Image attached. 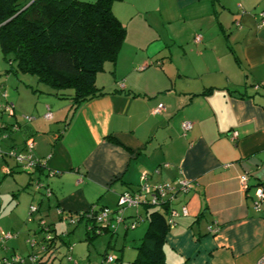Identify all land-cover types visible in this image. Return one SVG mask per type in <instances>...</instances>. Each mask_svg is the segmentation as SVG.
<instances>
[{
	"label": "crops",
	"instance_id": "1",
	"mask_svg": "<svg viewBox=\"0 0 264 264\" xmlns=\"http://www.w3.org/2000/svg\"><path fill=\"white\" fill-rule=\"evenodd\" d=\"M111 9L126 33L116 60L105 61L96 74L101 94L73 104V92H56L35 75L9 72L1 81L6 98L0 90V104L6 99L15 113L0 116L9 129L1 150L21 148L31 138L44 168L8 174L4 168L15 163L0 156V239L15 234L0 257L27 259L38 252L39 260L26 264H63L61 241L49 253L40 251L38 222L44 220L57 233L67 232L73 264H105L102 255L114 254L108 250L119 231L115 260L124 253L133 260L135 244L123 247L142 238L146 214L157 207L127 210L114 242L101 240L97 255L93 240L75 236L81 222L70 227L60 214L114 208L146 171L149 183L192 182L171 201L179 214L165 236L169 264H264V201L254 203L264 180V26H258L264 0H119ZM159 103L164 108L155 112ZM184 121L191 123L185 133ZM14 122L19 129L10 130ZM37 180L48 185L49 196L30 186ZM34 202L37 211L29 215ZM183 206L187 214L180 213ZM29 238L37 241L33 248Z\"/></svg>",
	"mask_w": 264,
	"mask_h": 264
},
{
	"label": "trees",
	"instance_id": "2",
	"mask_svg": "<svg viewBox=\"0 0 264 264\" xmlns=\"http://www.w3.org/2000/svg\"><path fill=\"white\" fill-rule=\"evenodd\" d=\"M114 1L119 0H33L32 2L31 0H0V52L8 65L3 74L14 72L35 75L39 81L48 84L56 92L62 88H71L73 104L101 94L102 91L95 85L96 74L102 70L105 61L116 60L126 33L125 27L112 12L111 5ZM0 90L1 95L6 92L1 81ZM5 102L8 101L5 99L3 103ZM3 103L0 104V109ZM5 115L1 109L0 116ZM14 124L17 123H12L10 130ZM0 128L1 144L2 139L8 135L9 129L3 121L0 122ZM24 145L21 148L11 146L10 149L22 150ZM10 149L0 156L5 159L11 158L6 155ZM13 161L15 166L6 165L8 174L14 172L16 167L21 168L14 159ZM43 168L44 165L39 162L33 172ZM45 186L48 187L47 184ZM139 186L140 181L135 190L127 192L135 193L139 191ZM145 195L148 197V194ZM143 204L147 208L159 207V209L147 212V227L139 243L134 245L136 255L131 264H169L164 254L165 236L169 230L168 205L141 203L139 206ZM103 207L108 206H91L86 212L75 214L77 219L73 224L64 219L62 213L59 214L60 218L66 220L70 226L83 222L87 242H91L98 235L108 233L109 242L112 243L117 227L112 228L111 224L116 217L117 202L114 208L108 207L112 211L108 218L109 225L96 222V216ZM137 207L127 208L124 211L123 222L126 211L136 209L137 212ZM133 216L138 219V214ZM131 224L134 225L135 222ZM38 226L39 231L43 232L44 228L40 227L39 223ZM46 227L51 233V238L42 237L40 251L46 254L55 250L58 247L56 242L59 240L66 245L67 260L72 261L68 259L71 243L64 239L67 232L57 233L49 223H46ZM111 243H109L110 247H112ZM36 254L38 258V252ZM107 255L109 254L103 253L102 261L105 262ZM105 264L110 263L105 262Z\"/></svg>",
	"mask_w": 264,
	"mask_h": 264
},
{
	"label": "built area",
	"instance_id": "3",
	"mask_svg": "<svg viewBox=\"0 0 264 264\" xmlns=\"http://www.w3.org/2000/svg\"><path fill=\"white\" fill-rule=\"evenodd\" d=\"M236 24H239L236 22ZM258 26H264V11H261L259 13V21ZM201 35L196 34L193 38V41L195 43H199L201 41ZM3 97H6V92L2 93ZM164 108L162 103H159L157 107L154 109L155 112H161ZM2 112L6 114L7 116H13L14 115V107L13 104L10 102H5L2 104ZM0 109V110H1ZM44 117L47 119H50L52 117V113L49 110L48 106L46 107V112L44 113ZM26 119H30L29 116L25 117ZM191 128V123L188 121H184L182 123V132L185 133ZM12 130H17L18 125L14 124L11 127ZM236 135V132L233 133V136ZM5 134H3V137ZM33 149H34V141L31 138H28L25 141L24 148L22 150H16V149H10L8 152H6V155L12 157L18 165L23 170H26L28 172H33L35 170V167L41 162L44 165V161H40L38 158H36L33 155ZM4 154L3 151L0 148V155ZM6 172H8V168H4ZM148 174L146 171H143L140 174V186L139 191L135 193L130 192H123L119 194L118 201H117V211H116V217L114 220V223L111 224V227L116 228L119 223L123 222V213L127 208H136L141 203H149L152 205H159V204H167L168 205V224L169 226H172L174 224L173 218L174 216H177L179 214L178 211H176L172 205L171 201L175 197V195L179 192L186 193L192 188V182L186 180V179H179L175 183H169V182H158V183H149L147 181ZM247 174H242L240 176V182L242 184H245L247 181ZM35 186L37 189H44L43 194L49 196L50 195V189L49 187L45 186V184L41 183L39 180L35 182ZM148 194V197L145 195ZM255 205L259 206L262 201H264V180L260 181L258 185L255 188ZM146 196V197H145ZM37 211V207L34 205L29 206V215ZM181 214H187V208L183 206L181 208ZM63 218L68 220L69 223L73 224L75 223L77 219V215L67 212H62ZM112 214V211L108 207H103L100 209L96 216V222L102 225H109L108 218ZM40 227L43 229V237L45 239L51 238V233L48 229H46V223L44 220H39ZM133 225V224H132ZM210 232L216 231V229L208 228ZM15 234L11 232H6L3 234V236L0 239V248H5V242L7 239L13 237ZM29 246L33 248L37 241L34 238H29L27 240ZM68 259H71V256H68ZM37 260V254H31L28 256L27 259H24L22 256L18 254L12 255L9 259L7 257H0V264H26V261H29L30 263L35 262ZM115 260V256L112 254L107 255L105 262L111 263Z\"/></svg>",
	"mask_w": 264,
	"mask_h": 264
},
{
	"label": "rangeland",
	"instance_id": "4",
	"mask_svg": "<svg viewBox=\"0 0 264 264\" xmlns=\"http://www.w3.org/2000/svg\"><path fill=\"white\" fill-rule=\"evenodd\" d=\"M8 67V65H7V63L2 59V53L0 52V81H2V80H5V79H7L6 78V76L3 74V72H4V70L6 69ZM14 77L11 75V79H13ZM70 90V91H69ZM67 93V92H73L72 91V89L71 88H62V89H60V93ZM6 119H8L9 117L7 116V115H5L4 116ZM7 157V156H6ZM7 158H9V157H7ZM9 160V159H8ZM10 161H13V158L11 157L10 158ZM4 166H5V164H4ZM3 166V167H4ZM3 167H1V165H0V178L2 177V175H3ZM16 171H21L22 173L23 172H25L26 174H28L29 175V173H28V171H26V170H23V169H21V168H18V167H16ZM30 186H32L33 188H36V186H35V184H34V182H32L31 181V183H30ZM1 194V193H0ZM8 196H9V193L7 194ZM1 196V195H0ZM8 196H7V198H6V200L5 201H7V199H8ZM38 197H39V195H38ZM6 203V202H5ZM5 205V204H4ZM30 205H34V206H36L37 207V205H36V202H34V203H31ZM5 207H6V205H5ZM27 213H29V209H28V212ZM70 227H72V226H70ZM129 232H132V230H130ZM83 233H84V225H83V222H81L80 223V225H79V227L77 228V230L75 231V236L77 235H80V236H82L83 235ZM130 236H131V234L129 233V236H128V239L130 238ZM118 237H119V239L117 240L118 242H117V244H116V247H114V248H111V249H109L108 251H109V253H114L113 255L115 256V254H117L118 256H120L121 255V250H120V248L122 247V243H121V237H122V233H121V231H119L118 232ZM110 238V236H109V234L108 233H106V234H101V235H98L97 237H95L94 239H93V242L90 244V249H91V251L93 252V254H96V250L98 249V250H101L100 249V242H102V243H104V241L106 240V242L108 241V239ZM116 237H114V239H115ZM82 239H83V237H82ZM102 240V241H101ZM77 242V241H76ZM78 242H80V241H78ZM77 242V243H78ZM83 243H84V241H82ZM72 243V242H71ZM76 243V244H77ZM139 243V240H134V241H131V240H129L128 241V244H126L127 246L126 247H123V249H125L126 248V250H133V245L134 244H138ZM104 250V249H103ZM103 250L101 251V253L103 252ZM66 253H67V248L65 247V255L63 256L64 257V261L62 262L63 264L65 263V264H73V262H71V261H67V256H66ZM71 254V256H72V258H73V260H76L75 258H74V256H73V251L70 253ZM135 254V253H134ZM97 255V254H96ZM133 259V258H132ZM128 261H132V260H130V257H128V255L126 254V253H124V255H123V257L121 258V259H119V260H115L114 262H113V264H118L119 262V264H126V262H128Z\"/></svg>",
	"mask_w": 264,
	"mask_h": 264
},
{
	"label": "water",
	"instance_id": "5",
	"mask_svg": "<svg viewBox=\"0 0 264 264\" xmlns=\"http://www.w3.org/2000/svg\"><path fill=\"white\" fill-rule=\"evenodd\" d=\"M33 0H31V2H32Z\"/></svg>",
	"mask_w": 264,
	"mask_h": 264
}]
</instances>
